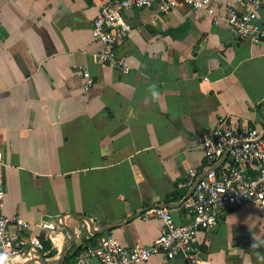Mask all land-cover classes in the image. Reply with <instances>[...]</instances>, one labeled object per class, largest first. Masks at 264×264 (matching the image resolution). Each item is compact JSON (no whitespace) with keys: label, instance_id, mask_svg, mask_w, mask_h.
Segmentation results:
<instances>
[{"label":"crops","instance_id":"1","mask_svg":"<svg viewBox=\"0 0 264 264\" xmlns=\"http://www.w3.org/2000/svg\"><path fill=\"white\" fill-rule=\"evenodd\" d=\"M105 1L0 0L3 215L24 220L22 231L44 248L21 249L6 264L71 262L108 236L149 246L162 229L141 218L145 209L164 206L188 222L181 203L190 190L179 184L189 170L206 173L199 144L218 119L264 128L263 44L235 40L180 0L168 14L131 10L117 48L130 67L123 74L99 62L102 45L91 36ZM225 1L212 0L218 13ZM194 246L199 264H264V207L227 212Z\"/></svg>","mask_w":264,"mask_h":264},{"label":"built area","instance_id":"2","mask_svg":"<svg viewBox=\"0 0 264 264\" xmlns=\"http://www.w3.org/2000/svg\"><path fill=\"white\" fill-rule=\"evenodd\" d=\"M178 1L106 0L91 27L92 39L102 45L97 55L99 62L113 63L127 74L130 67L124 58L117 56L120 42L131 31L124 13L156 7L160 14H168L178 7ZM180 1L192 12L204 11L214 25L224 23L235 40L264 45V24L259 21L263 0H226L219 13L212 0ZM82 72L83 89L88 91L92 80L85 69ZM199 150L205 159L206 173L199 177L195 170H189L188 178L179 184L180 188L190 190L181 203L188 222L177 224L167 207H150L142 212L141 218L159 221L162 232L149 246L127 248L114 236H108L86 245L73 261L62 264H141L155 256L199 264L194 241L200 232L211 231L227 212L250 204L264 207V128L240 127L230 117L220 118L212 132L202 139ZM4 200L5 194L0 190V256L9 258L28 247L43 251L37 237L22 231L27 229L24 220L3 215Z\"/></svg>","mask_w":264,"mask_h":264},{"label":"clouds","instance_id":"3","mask_svg":"<svg viewBox=\"0 0 264 264\" xmlns=\"http://www.w3.org/2000/svg\"><path fill=\"white\" fill-rule=\"evenodd\" d=\"M149 91H150V95H151V97H152L153 99L158 98L159 93H158V91H157L155 85H153V86L149 89ZM6 260H7V256H6V255H4V256H0V264H6Z\"/></svg>","mask_w":264,"mask_h":264}]
</instances>
